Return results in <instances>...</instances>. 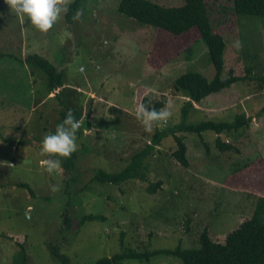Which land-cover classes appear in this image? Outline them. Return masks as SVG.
<instances>
[{"label":"rangeland","instance_id":"374dc122","mask_svg":"<svg viewBox=\"0 0 264 264\" xmlns=\"http://www.w3.org/2000/svg\"><path fill=\"white\" fill-rule=\"evenodd\" d=\"M118 1L83 0L71 13L73 16L82 8L80 20L68 21L64 16L42 34L0 0V52L17 57L0 58V142L7 138L0 151V264H13L20 241L27 253L25 264H60L50 254L48 243H58L69 264H92L101 256L119 251L121 238L141 253L178 245L197 246L203 228L213 240L221 242L251 216L256 197H264V87L258 92V81L245 79L216 96L209 94L186 106L189 98L174 90V78L197 70L209 79L214 70L198 30L172 34L143 24L118 12ZM206 4L215 32L226 41L225 72L232 69L235 75H261L263 18L236 21L229 0H206ZM28 56L54 65L61 62L66 84L56 89V95L69 106L78 103L83 116L88 112L85 118L89 127L79 119L81 125L76 131L75 152L85 154L77 156L70 174L62 167L53 174L44 170L40 162L48 157L41 156L40 141L38 145L36 140H29L24 148L16 142L25 138L24 130H20L27 118L28 124H39L36 128L43 125L44 130H38L43 138L55 127L61 107L56 96H47L44 73L33 64L18 61ZM251 65L254 68L249 73L246 67ZM30 72L36 79L37 95L27 82ZM12 80L24 96L31 89L32 106L20 103L19 107V102H13ZM114 80L119 84L116 89ZM143 97L150 99V106L160 102L157 110L167 108L171 112L168 122L154 125L152 133L145 132L136 119V108ZM42 99L47 101L45 105ZM10 111L16 112L13 120L5 116ZM237 114L251 120L236 131L206 130L199 136L172 128L182 119L187 123L230 122ZM156 129L164 133L139 162L137 177L119 184L92 180L97 169H122L133 153L150 144ZM217 135L236 148L233 153L224 151L222 160L217 158L221 154L214 145ZM175 136L185 138L187 166L173 155L177 149ZM203 142L208 143V149ZM231 161L241 169L231 172L235 169ZM157 180L160 186L149 192L148 185ZM18 181L26 182L33 194L16 186ZM54 185L60 190L51 191ZM79 199L82 208H77ZM66 209L75 216L74 223L79 211L102 214L105 221H85L76 239L63 241L67 231L61 230L62 213ZM151 261L181 264L176 257L164 254ZM124 264L146 263L130 259Z\"/></svg>","mask_w":264,"mask_h":264},{"label":"trees","instance_id":"16d2710c","mask_svg":"<svg viewBox=\"0 0 264 264\" xmlns=\"http://www.w3.org/2000/svg\"><path fill=\"white\" fill-rule=\"evenodd\" d=\"M82 1L83 0H73L71 2L69 5V11L65 14V19L68 21L72 20V11L79 6ZM229 1L231 3V12L234 14L236 21L241 20L244 17H249L251 19L253 17L263 18L262 21H264V0ZM116 10L124 16L132 17L143 24L155 26L172 34H182L195 28L198 30L200 40L207 46L209 61L214 70L213 76L209 79L197 70H187L174 78V90L183 93L189 98V102L185 104L186 106L189 105L190 101L199 102L206 95L219 92L223 88H227L231 84L245 79H256L258 81L256 91L258 92L264 87V72L255 77L248 73L235 75L233 74L232 69L225 72L224 52L226 41L222 35L214 30V22L211 19V11L206 4V0H182V3L179 5H163L152 0H119ZM14 15L16 16V14ZM5 56L13 57L17 60V57L13 54L0 52V58ZM18 61L33 64L42 72V74L44 73L45 86L48 92H55L57 88L65 86L66 82L64 80L65 75L63 76L64 73L62 70H58L57 67L50 62L47 63L43 59L31 56L24 59H18ZM253 66L254 65H251L249 69L246 67V71L248 70L250 73L251 68H254ZM56 94L57 93L55 92L53 97L56 96V99L61 106V110L59 109L58 118L55 120V127L47 132V134L55 132L56 126L63 121L69 109L72 110L73 115L78 121H80L79 119L84 120L86 127H89V121L85 118L88 115V112L83 116L81 106L78 103H75L76 106L74 107L69 106L64 102V99ZM143 98V104L149 108L158 109L161 105L160 102L156 101L150 106V99L146 97ZM262 108H264V106ZM250 120L243 114H237L230 122L199 121L197 123H187L186 119H182L179 123L173 125L172 128L182 132H193L200 136L201 132L206 130L215 133H221L222 131H236L242 128ZM163 133L164 131L156 129L150 144H147L145 148L133 153L127 165L122 169L116 170L115 172L97 169L92 176V180L100 183L119 184L120 182L137 177L136 174L139 162L143 156L152 149L153 145L158 144ZM33 136L34 137L30 140L42 141L41 133L35 132L33 133ZM184 139L183 136H175L177 149L174 150L173 155L183 166H187L188 160L186 157ZM21 141L28 142L26 139H22ZM202 144L205 149H208V143L203 142ZM214 145L221 154L219 156L216 155L220 160H222V155L226 154L224 151L230 152L231 150V153L236 151V148L233 145L224 142L218 135L214 139ZM84 154L85 153H78L77 155V153L74 152L70 158H53L60 159L62 169L65 173L70 174L69 172L73 171L72 169L78 161V157ZM232 164L235 166V169L231 170V172L241 169V167H237L239 166L238 163L232 162ZM225 168L227 169L226 166ZM15 185L25 188L32 193L30 186L26 182L18 181L15 182ZM158 186H160L159 180H157L156 183H150L147 189L149 192H154L155 188ZM76 204L77 208H82L81 199H79ZM67 210L68 209L62 213L61 230L67 231L63 241H65V238L76 239L79 229L85 221H94L96 219L105 221V217L102 214H85V212L79 211L80 214L78 213L79 215L76 218L77 221L74 223L72 219L75 216L71 217L72 213L69 214ZM73 224H75L74 227ZM17 243L19 251L15 253L16 255L13 264H25L27 261V253L25 252L22 242L20 241ZM64 245L65 242L62 247H64ZM191 246L192 247L183 248L178 245L175 248H159L141 253L136 248L125 245L121 238L119 251H116L109 256H101L92 264H124V260L130 259L145 261L146 264H153L151 259L163 254L176 257L180 260L181 264H264V197H256L251 216L228 232L223 241L219 242L213 240L209 236L208 230L203 228L198 234L197 246ZM47 248L52 257L59 260L60 264H69V259L61 252L58 243L55 245L48 243Z\"/></svg>","mask_w":264,"mask_h":264},{"label":"clouds","instance_id":"9594fccd","mask_svg":"<svg viewBox=\"0 0 264 264\" xmlns=\"http://www.w3.org/2000/svg\"><path fill=\"white\" fill-rule=\"evenodd\" d=\"M4 2L16 16L26 18L37 31L47 34L67 14L72 0H4ZM82 15L83 9H77L72 20L78 21ZM236 45L239 46L238 41ZM135 115L144 131L152 133L154 125L159 126L161 123L168 122L171 112L167 108L157 110L140 103ZM79 127L80 122L69 109L63 121L56 126L55 132L43 136L40 154L48 158L41 160L40 163L48 174H53L61 167V160L51 157L70 158L77 150L76 131ZM59 190L60 186L51 187L53 192Z\"/></svg>","mask_w":264,"mask_h":264},{"label":"crops","instance_id":"0c3cea01","mask_svg":"<svg viewBox=\"0 0 264 264\" xmlns=\"http://www.w3.org/2000/svg\"><path fill=\"white\" fill-rule=\"evenodd\" d=\"M52 63V62H51ZM54 65V64H53ZM55 67H57V69L58 70H64L63 69V64H61V62H56V65H54ZM28 76V84H30V87H31V89L35 92V94L37 95L39 92L37 91V87H35L34 86V83H35V81H36V79L33 77V74H32V72H30V75L28 74L27 75ZM114 79V78H113ZM116 79V78H115ZM115 81V80H114ZM44 82H45V80H44ZM66 82V81H65ZM116 82V81H115ZM119 84H117V82L115 83V85H114V88L116 89V87L118 86ZM31 89H30V91H28V93H29V95L28 96H24L23 94H22V92H21V90H20V88H19V86H18V84L14 81V80H12V94H13V102L14 101H16V102H19L18 103V106L20 107L21 106V104L24 106L26 103L27 104H29V106H32L33 105V102H32V93H31ZM45 89H46V86H45ZM145 89H149V88H145ZM224 89H227V88H223L222 90H224ZM18 92H20L19 94H18ZM221 92V90L219 91V92H216V93H213V95H217L218 93H220ZM54 93L55 92H48L47 90H46V94H47V96L48 97H52L53 95H54ZM210 95H212V94H210ZM42 97V96H41ZM43 98V97H42ZM246 99V98H245ZM245 99H243V100H245ZM239 100H240V98H239ZM200 102V101H199ZM21 103V104H20ZM41 103L43 104V105H45L46 103H47V101H45V100H41ZM90 105V104H89ZM125 108H127V109H129L130 107L129 106H125ZM126 111V110H125ZM39 113V112H38ZM7 118H10L11 120H13L14 118H15V116H16V112L15 111H10L9 113H7L6 115H5ZM42 117H41V115L39 116V119H41ZM5 120V122H6V125L7 124H10V127L12 126V124H11V122L8 120V119H4ZM29 121H30V119H28L27 118V120L23 123V125H22V128H21V130H20V132H22L23 130H24V132H25V138H19V139H17V144H21V145H24L22 148H24L27 144H28V142L27 141H25V142H22L21 140L22 139H26V140H30L32 137H33V133H35V132H37V133H41V132H39L38 130H44V127H43V125H41V128H36V127H38L37 125H39L38 123L37 124H35V123H30V124H28L29 123ZM28 122V123H27ZM27 123V124H26ZM19 137H21V134L19 135ZM3 139H4V142L2 141V142H0V151L2 150V148H5V146H4V144H6L5 142L7 141V138L6 137H3ZM34 143L35 144H40V142H39V140L38 141H34ZM40 146H41V144H40ZM40 146H37L38 148H40ZM14 147V145H12V148ZM0 156H1V153H0ZM11 163V162H10Z\"/></svg>","mask_w":264,"mask_h":264},{"label":"built area","instance_id":"2783aa9c","mask_svg":"<svg viewBox=\"0 0 264 264\" xmlns=\"http://www.w3.org/2000/svg\"><path fill=\"white\" fill-rule=\"evenodd\" d=\"M80 122V121H79Z\"/></svg>","mask_w":264,"mask_h":264}]
</instances>
